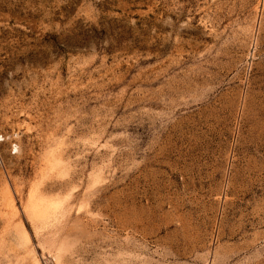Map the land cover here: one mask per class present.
Segmentation results:
<instances>
[{"label": "rangeland", "instance_id": "374dc122", "mask_svg": "<svg viewBox=\"0 0 264 264\" xmlns=\"http://www.w3.org/2000/svg\"><path fill=\"white\" fill-rule=\"evenodd\" d=\"M0 264H264V0H0Z\"/></svg>", "mask_w": 264, "mask_h": 264}, {"label": "bare ground", "instance_id": "6f19581e", "mask_svg": "<svg viewBox=\"0 0 264 264\" xmlns=\"http://www.w3.org/2000/svg\"><path fill=\"white\" fill-rule=\"evenodd\" d=\"M43 205V204H42ZM44 208L46 207V204L43 206ZM42 208V207H41ZM47 208V207H46Z\"/></svg>", "mask_w": 264, "mask_h": 264}]
</instances>
